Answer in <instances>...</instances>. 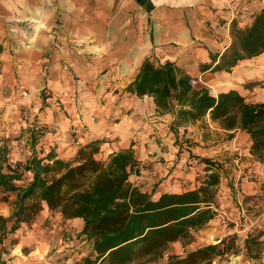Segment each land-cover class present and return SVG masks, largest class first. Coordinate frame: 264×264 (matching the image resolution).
Returning <instances> with one entry per match:
<instances>
[{
	"label": "crops",
	"instance_id": "1",
	"mask_svg": "<svg viewBox=\"0 0 264 264\" xmlns=\"http://www.w3.org/2000/svg\"><path fill=\"white\" fill-rule=\"evenodd\" d=\"M263 8L264 0H0V107L24 88H49L52 95L38 117L0 124L9 127L8 132L0 131L3 135L29 128L11 145L13 161L42 150L72 161L81 147L106 138L108 142L98 145L97 158L108 161L122 150H134L142 169L141 176L130 180L143 192L152 193L154 188L142 185L146 177L156 182V170L167 178L157 197L186 191L183 180L194 179L201 170L195 165L187 175V154L213 157L220 155L219 150L187 146L189 152L184 151L170 130L172 116L159 115L153 98L132 96L125 89L146 58L167 54L165 61L184 68L196 89L237 90L247 102L263 103L264 82L251 89L244 86L264 80V54L241 61L231 73L201 68L212 64L211 53L222 54L232 42L233 20L250 26ZM181 53L190 64L175 60ZM16 71L29 76L18 89L17 82H11ZM205 121L228 137V131L209 117ZM42 127L49 132L32 146L30 128ZM141 128L144 131L137 136ZM199 142L209 141L201 135ZM251 145L250 135L237 131L220 151L245 156L241 166L262 179L264 162L253 160ZM241 186L245 195L253 192L247 177ZM75 221L83 226L82 220Z\"/></svg>",
	"mask_w": 264,
	"mask_h": 264
},
{
	"label": "trees",
	"instance_id": "2",
	"mask_svg": "<svg viewBox=\"0 0 264 264\" xmlns=\"http://www.w3.org/2000/svg\"><path fill=\"white\" fill-rule=\"evenodd\" d=\"M231 36L230 46L222 54L211 53L212 64L202 66L203 71L231 73L241 61L264 54V8L250 26L241 27L233 20ZM192 80L175 61L160 63L149 57L125 92L151 97L159 115H171L170 130L177 135V144L179 127L209 117L228 131V139H233L237 131L249 134L253 160L263 163L264 102L249 103L237 90L214 94L208 88L196 89ZM258 85L248 84L251 88ZM30 129L32 146L49 132L45 127ZM23 132L15 140L21 139ZM4 142L0 140V192L14 194L15 200L10 202L7 196L2 200L9 203L12 212L8 217L0 216V264H7L4 254L8 237L33 224L45 209L64 220H82L78 236L92 244L83 264H151L166 256V264H215L238 251L237 236L231 235L184 255L169 254L177 242L190 245L194 232L217 217L218 192L225 171L222 162L197 158L205 164V175L196 188L155 197L156 187L152 193L143 192L130 180L141 176L142 169L132 149L102 161L97 158V145L106 141L97 140L81 147L72 161L43 150L24 161H13ZM236 160L246 161L240 157ZM26 176L29 180L25 184ZM263 235H249L246 247L259 245Z\"/></svg>",
	"mask_w": 264,
	"mask_h": 264
},
{
	"label": "rangeland",
	"instance_id": "3",
	"mask_svg": "<svg viewBox=\"0 0 264 264\" xmlns=\"http://www.w3.org/2000/svg\"><path fill=\"white\" fill-rule=\"evenodd\" d=\"M221 45L225 46V44ZM197 46L201 47V44L197 43ZM183 57L184 53H181L178 59L175 60L183 65L190 64L188 59ZM153 59L155 62L163 63L167 59V54H158L157 56H153ZM15 74V76H12L11 82L15 84L16 81L18 86H15L18 89L19 85L23 86V79L26 78V80H29V76L28 74L23 75L22 73H18V71H16ZM263 82L264 80L260 82V84ZM244 87L245 89H251L248 84ZM23 90L25 91L16 92V96L14 99H11V102L0 107L1 125H3V123L7 125L9 122L15 125L13 123L16 122V119L25 120L26 118H33L35 114H37L36 116L38 117L45 111V108L49 106L47 101L52 97V95L49 94V92H51L49 88L43 89L44 91H32L26 88ZM211 91L214 94L220 92L218 89H211ZM8 94L12 95L13 91ZM13 100L14 102L12 104ZM18 121L21 123L20 120ZM208 125L206 121H201V123L196 126L188 125L178 128L179 143L181 149L183 148L184 151L189 152V149L186 147L189 146L190 141L193 146L195 145L193 147L195 150H197V147L201 149L204 147V149L214 148L212 152L215 150H219L220 152V155H214L213 157L201 156L195 153L188 155L186 152L188 160L184 166V170L187 175L190 176L191 173H193L191 167L195 165H199L201 170L194 179L188 177V179L183 180L184 185L182 190L196 188L199 184V180L205 175V164L201 163L197 158L208 157L217 162L224 163L225 171L222 175L218 192V215L202 229L194 232V241L190 245L183 246L181 242H177L171 246L169 254L184 255L200 247L217 244L225 237L236 235L235 249L238 250L237 253L226 256L225 258H219L215 264H264V235L260 239L261 243L259 245L253 243L248 247L245 245L249 235L253 234L255 236L260 232H264V178L261 179L260 176L256 177L255 173H248L249 168L241 166L242 162L236 160L237 157L245 159V156L235 153L228 155V152L223 153L220 151V148H222L223 144L229 139H227L226 135L211 129ZM12 129H16V127H12ZM8 130L9 127L7 126L0 128V131L3 132H8ZM23 130L24 129H22V132ZM158 130V128L155 129V131ZM20 131L21 130L18 128V133H12L11 131L9 135L0 134V140H5L4 143L10 150L9 153L13 150L11 145L15 140L14 137H18L21 134ZM143 131L142 128L139 129L136 135L141 136L140 134ZM201 135L209 141L206 145H201L199 142ZM100 140L109 141L106 138ZM159 140V142H162L161 139ZM196 140H198V142ZM192 144L190 145L192 146ZM28 157L29 156H27V158ZM10 158L11 160L13 159L12 155ZM27 158H23L22 160L24 161ZM99 160H101L100 157ZM152 166L153 164H148L149 168ZM146 167L147 166H145V168ZM156 174H158L156 175V182H151L149 177H146L145 184L142 185H149L147 188L151 187V189L156 187L155 197H157V194L163 189L162 184L165 183L164 180L167 179L166 177L159 176L157 170ZM245 177H247L249 183L253 185V192L250 195H245L242 191L241 181ZM28 180L29 177L26 176L24 183H28ZM19 184H23V182H19ZM152 185L154 187H152ZM4 196H7L9 201L12 202L15 200V195L0 192V216H2L3 213H8L10 216L12 208L9 203L2 201ZM77 222L78 221L75 220H64L59 214L51 213L45 209L33 224L24 225L16 233L8 237L5 241L7 253L4 254V259L7 260V264H83L82 260L91 252L92 244L88 243L85 238L78 236L82 226ZM166 262L167 256L151 264H166Z\"/></svg>",
	"mask_w": 264,
	"mask_h": 264
},
{
	"label": "bare ground",
	"instance_id": "4",
	"mask_svg": "<svg viewBox=\"0 0 264 264\" xmlns=\"http://www.w3.org/2000/svg\"><path fill=\"white\" fill-rule=\"evenodd\" d=\"M20 252V251H19Z\"/></svg>",
	"mask_w": 264,
	"mask_h": 264
}]
</instances>
